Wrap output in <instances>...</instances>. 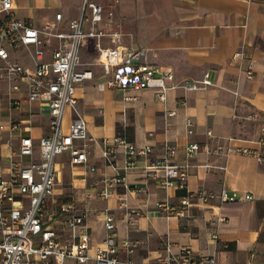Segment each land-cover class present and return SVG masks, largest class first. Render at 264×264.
Here are the masks:
<instances>
[{"label":"crops","instance_id":"1","mask_svg":"<svg viewBox=\"0 0 264 264\" xmlns=\"http://www.w3.org/2000/svg\"><path fill=\"white\" fill-rule=\"evenodd\" d=\"M90 1L114 12L112 25L105 20L100 26L122 32L118 44L123 53L143 51L139 62L172 70L178 84L199 80L206 73L215 84L192 91L170 89L165 101L152 88H122L111 83L113 70L108 71L99 60V41L89 39L80 48L78 69L90 70L93 76L77 90V107L87 122L91 144L88 162L72 163L70 152L57 156V185L47 201V223L70 243L84 231L90 234L91 258L83 264H96L94 257L107 235L108 213L115 218L121 260L156 262L166 256L170 242L173 252L189 246L201 256L215 257L220 264H264V160L226 155L229 146L259 148L264 137V0ZM83 4L84 0H15L14 6L18 17L37 27L55 21L62 13L60 27L68 30L70 23L80 18ZM101 43L114 45L109 37ZM7 48L13 60L34 67L26 47ZM242 51L244 58L236 55ZM51 60L52 50L48 49L44 61ZM26 90L24 82L15 86L4 80L0 84V125L12 120L20 125L14 132L0 129L1 176L8 175L6 166L12 159H22L25 164L40 159L37 145L33 157L19 156L21 137L31 136L38 144L50 133L48 102L28 100ZM11 97L20 98V104L11 106ZM182 99L186 105L181 104ZM171 112L174 114L169 115ZM74 116L68 107L65 130ZM189 118L195 124L193 134L188 133ZM123 135L140 148H153L150 154L139 156L129 170L124 169L123 146L117 147L113 164L107 163L103 154L105 140L113 142ZM193 142L207 144L211 151L202 150L190 159L187 147ZM167 143L177 148L174 162L190 164L187 191L205 189L215 195L207 203L194 200L191 218L167 217L156 208L167 199L178 203L186 193L177 186L164 187L165 169L152 166L153 159L164 154ZM116 176L123 181L109 187L113 195L101 198L104 180ZM223 191L239 199L222 203ZM121 197L130 208L144 212L136 224L127 222ZM70 203L84 213V225H66L63 208ZM218 214L227 220L219 228V238L213 240L209 221ZM124 240L139 243L130 253ZM67 263L79 264L74 259Z\"/></svg>","mask_w":264,"mask_h":264},{"label":"built area","instance_id":"2","mask_svg":"<svg viewBox=\"0 0 264 264\" xmlns=\"http://www.w3.org/2000/svg\"><path fill=\"white\" fill-rule=\"evenodd\" d=\"M14 4L15 0H0V84L4 80L14 82L15 86L24 82L27 86V99L33 102H48L51 118L50 133L42 137L38 144L31 136H23L20 139L19 156L33 157L37 145L40 159L29 164H25L22 159H12L6 166L8 175H0V264H64L67 259H74L83 264L91 258L90 234L84 231L77 241L70 243L63 239L58 229L46 221L47 201L54 194L57 185L55 166L57 156L70 152L72 163L88 162L91 144L87 122L77 107V90L85 80L92 78L93 73L90 70L78 69L81 63V46L91 38L97 39L100 46L99 60L108 71L113 70L112 84L122 88H152L161 101L167 99V92L170 89L184 87L192 91L207 88L215 83L210 74L206 73L199 80H188L178 84L172 70H165L150 62H139L143 51L123 53L118 44L122 32H109L100 26L105 20L108 25H112L114 15L112 10H107L103 5L84 0L80 18L73 20L68 30H63L60 27L62 13L56 15L55 21L37 27L30 20L18 17ZM105 37H109L114 45L102 46L101 41ZM7 46L14 49L26 47L32 55L34 67L24 66L13 60ZM48 49L52 50V60L44 61ZM236 55L242 58L246 56L244 51ZM20 102V98H10L11 106H18ZM180 102L186 105L185 99ZM68 107H72L75 116L69 129L65 130L63 120ZM173 114L174 112L169 113ZM19 127V123L14 120L0 125L1 130L8 129L11 132ZM187 127L188 133L193 134L195 124L191 118L187 120ZM208 133L212 134L211 131ZM259 143L260 147L254 149L229 146L226 155L237 153L264 160V137ZM118 146L126 149L125 170L134 168L139 156L148 155L153 151L150 146L140 148L128 141L125 136H117L113 142L104 141L103 154L107 163H114ZM202 150L211 151L207 144L190 143L187 147V156L190 159L195 158ZM176 152V146L167 143L164 154L153 159L152 166L165 169L166 177L162 182L164 187L177 186L186 190V193L180 197L178 203L167 199L158 202L156 208L167 217L191 218L194 200L207 203L215 195L205 189L195 193L187 191L190 164L174 162ZM14 154L16 153L13 152ZM3 161L4 157L0 154V163ZM95 169L94 166L90 168L91 171ZM122 181L121 176L105 179L99 196L103 199L109 198L113 195L109 187ZM121 199L127 222L129 225L136 224L144 212L130 208L125 198ZM220 199L224 203L239 198L236 194L228 195L223 191ZM63 212L67 215L68 227L84 225L85 215L75 204H67ZM226 220L224 215L218 214L209 221L214 228L213 240L219 238V228ZM105 225L107 235L94 257L96 264H136L131 259L121 260L118 257L119 242L112 214L106 215ZM138 243L139 241H123L130 253ZM166 249V256L156 262L145 264H220L215 257L201 256L189 246L181 248L179 252H173L170 242H167Z\"/></svg>","mask_w":264,"mask_h":264},{"label":"trees","instance_id":"3","mask_svg":"<svg viewBox=\"0 0 264 264\" xmlns=\"http://www.w3.org/2000/svg\"><path fill=\"white\" fill-rule=\"evenodd\" d=\"M124 136V135H123ZM125 137H126V135H125ZM127 138V137H126ZM127 140H128V138H127ZM128 141H130V140H128Z\"/></svg>","mask_w":264,"mask_h":264},{"label":"rangeland","instance_id":"4","mask_svg":"<svg viewBox=\"0 0 264 264\" xmlns=\"http://www.w3.org/2000/svg\"><path fill=\"white\" fill-rule=\"evenodd\" d=\"M67 264H71V263H67Z\"/></svg>","mask_w":264,"mask_h":264}]
</instances>
